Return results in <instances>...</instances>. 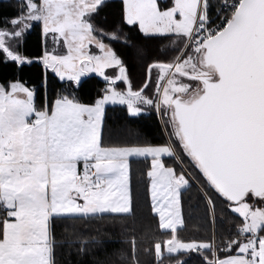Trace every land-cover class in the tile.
I'll use <instances>...</instances> for the list:
<instances>
[{
    "label": "snow or ice",
    "instance_id": "snow-or-ice-1",
    "mask_svg": "<svg viewBox=\"0 0 264 264\" xmlns=\"http://www.w3.org/2000/svg\"><path fill=\"white\" fill-rule=\"evenodd\" d=\"M7 2L0 64L36 66L39 83L0 80V264H59L58 227L60 238L72 229L78 253L102 246L100 229L79 225L134 215V162L161 234L145 249L154 264H264V0H121L111 25L108 0ZM114 43L146 60L140 87ZM93 74L104 87L85 99ZM109 106L156 112L163 139L114 140ZM193 189L207 239L180 235ZM130 245L139 264L135 237Z\"/></svg>",
    "mask_w": 264,
    "mask_h": 264
},
{
    "label": "trees",
    "instance_id": "trees-1",
    "mask_svg": "<svg viewBox=\"0 0 264 264\" xmlns=\"http://www.w3.org/2000/svg\"><path fill=\"white\" fill-rule=\"evenodd\" d=\"M109 7L102 14V19H106L108 25L118 22L120 19L121 0H108ZM15 4V0H12ZM14 7H10L7 0H0V13H12ZM125 32L130 36L138 35L135 29H129L125 26ZM40 40L39 28H35L24 43V48L28 53L34 52ZM127 61L132 84L135 88L140 87L146 79V60L140 59L135 54V49L126 47L123 43H114L113 45ZM156 42H152L150 51H155ZM14 74L20 75L30 83H39V69L36 66L25 67L23 72L17 73L11 65L0 64V80L11 78ZM54 86V85H53ZM124 85H121L123 87ZM104 87V81L93 74L88 77V85L81 93L85 98L94 97L97 92ZM107 127L114 140H120L130 143L152 142L158 143L163 139V132L160 119L156 112H149L138 118H129L125 108L120 106H109L107 108ZM143 163L133 164V190L135 201L134 215L127 216L122 220L81 222L79 227L86 234H95L97 229L102 232L101 239L103 244L100 247H89L86 253H78L76 237L69 229L67 233L60 238L63 229H57L58 239L61 247L57 249V259L59 264H97V261L108 260L110 264H129L132 237L136 238L139 264H154V254L145 249L151 247L154 239L161 234L157 230V222L150 214V209L146 195H137V192H143V184L139 182V172L144 168ZM191 200L185 197L184 214L187 227L180 232L185 239H207L211 232L209 218L205 214L203 205L197 207V196L195 189L190 193ZM227 227L217 220V228ZM87 239V235L84 236ZM123 253V258H121ZM188 264H199L198 259L193 256Z\"/></svg>",
    "mask_w": 264,
    "mask_h": 264
},
{
    "label": "rangeland",
    "instance_id": "rangeland-1",
    "mask_svg": "<svg viewBox=\"0 0 264 264\" xmlns=\"http://www.w3.org/2000/svg\"><path fill=\"white\" fill-rule=\"evenodd\" d=\"M109 71H111V70H109ZM101 78V77H100ZM102 79V78H101ZM103 80V79H102ZM120 107H124V106H120ZM145 115V114H144ZM157 116H158V118L160 119V122H161V127H162V129H163V121H162V119H161V117L157 114Z\"/></svg>",
    "mask_w": 264,
    "mask_h": 264
}]
</instances>
